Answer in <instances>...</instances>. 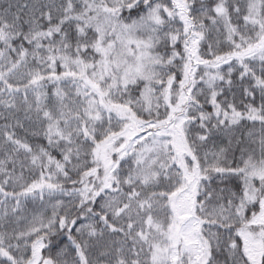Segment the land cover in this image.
<instances>
[{
	"label": "snow or ice",
	"instance_id": "snow-or-ice-1",
	"mask_svg": "<svg viewBox=\"0 0 264 264\" xmlns=\"http://www.w3.org/2000/svg\"><path fill=\"white\" fill-rule=\"evenodd\" d=\"M0 264H264V0H0Z\"/></svg>",
	"mask_w": 264,
	"mask_h": 264
}]
</instances>
